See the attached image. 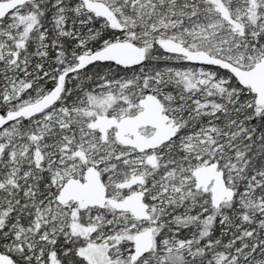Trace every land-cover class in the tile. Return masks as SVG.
<instances>
[{
    "label": "snow or ice",
    "instance_id": "snow-or-ice-1",
    "mask_svg": "<svg viewBox=\"0 0 264 264\" xmlns=\"http://www.w3.org/2000/svg\"><path fill=\"white\" fill-rule=\"evenodd\" d=\"M0 264H264V0H0Z\"/></svg>",
    "mask_w": 264,
    "mask_h": 264
}]
</instances>
